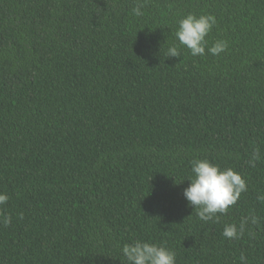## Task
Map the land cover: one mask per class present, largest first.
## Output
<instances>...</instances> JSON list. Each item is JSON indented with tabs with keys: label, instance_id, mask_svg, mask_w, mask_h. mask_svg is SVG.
I'll use <instances>...</instances> for the list:
<instances>
[{
	"label": "trees",
	"instance_id": "1",
	"mask_svg": "<svg viewBox=\"0 0 264 264\" xmlns=\"http://www.w3.org/2000/svg\"><path fill=\"white\" fill-rule=\"evenodd\" d=\"M188 12L215 15L224 53L166 57ZM197 156L248 184L218 223L183 196ZM0 191V264H123L135 239L264 264V0H0ZM249 211L260 224L226 239Z\"/></svg>",
	"mask_w": 264,
	"mask_h": 264
},
{
	"label": "clouds",
	"instance_id": "2",
	"mask_svg": "<svg viewBox=\"0 0 264 264\" xmlns=\"http://www.w3.org/2000/svg\"><path fill=\"white\" fill-rule=\"evenodd\" d=\"M144 3H138L132 9L133 15L139 17L144 14ZM217 19L211 13L188 12L177 21L175 42L170 44L166 57H180L181 46L186 48L193 56H204L207 53L219 56L224 53L229 42L226 39H216L209 43V34L216 26ZM262 159L261 151L254 147L245 161L250 168H255ZM190 175L188 186L183 189V196L193 209L198 218L203 222H220L222 215L236 205L242 193L248 191L245 175L230 165L222 166L215 159L207 156L193 157L190 161ZM10 197L7 192L0 191V208L6 205ZM256 200L264 203V192H258ZM12 217L8 214L0 215V224L7 226ZM260 224V217L255 211L241 217L239 223H225L222 235L229 240L239 239L245 231L251 232L252 226ZM120 255L123 264H177L174 249L162 242L135 239L120 245ZM240 264H248L247 257L241 254Z\"/></svg>",
	"mask_w": 264,
	"mask_h": 264
}]
</instances>
